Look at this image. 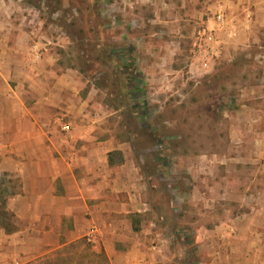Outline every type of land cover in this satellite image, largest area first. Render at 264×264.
I'll return each instance as SVG.
<instances>
[{"label": "crops", "instance_id": "1", "mask_svg": "<svg viewBox=\"0 0 264 264\" xmlns=\"http://www.w3.org/2000/svg\"><path fill=\"white\" fill-rule=\"evenodd\" d=\"M187 1L202 74L245 48L264 49V0ZM14 11L0 0V186L16 223L12 232L0 224V264H11L9 257L19 264L37 256L33 249L49 252L93 228L111 264H264V55L249 97L234 109L235 144L222 154L225 164L216 171L202 164L214 174L202 177V206L212 200L209 190L228 202L211 205L214 225L193 235L163 214L144 169L117 139L108 104L95 99V85L86 90L80 72L65 71L51 52L36 57ZM221 11L224 24L215 18ZM204 29L220 46L207 66L199 50ZM115 150L122 155L112 162ZM181 230L196 238V249L177 245Z\"/></svg>", "mask_w": 264, "mask_h": 264}, {"label": "rangeland", "instance_id": "2", "mask_svg": "<svg viewBox=\"0 0 264 264\" xmlns=\"http://www.w3.org/2000/svg\"><path fill=\"white\" fill-rule=\"evenodd\" d=\"M1 7L15 10L36 57L51 52L65 71L80 72L86 90L95 85L117 139L126 141L121 145L144 169L151 194L176 228L185 224L194 235L213 226L210 206L228 201L209 190L212 200L202 206V164L208 161L213 171L225 164L221 156L235 144L234 109L249 97L264 49L245 48L202 74L187 0H1ZM96 240L86 235L49 252L33 249L37 256L19 264H111ZM190 241L181 230L175 242L197 248L196 238Z\"/></svg>", "mask_w": 264, "mask_h": 264}, {"label": "built area", "instance_id": "3", "mask_svg": "<svg viewBox=\"0 0 264 264\" xmlns=\"http://www.w3.org/2000/svg\"><path fill=\"white\" fill-rule=\"evenodd\" d=\"M215 18L219 24H224L226 22V14L223 11L218 12L216 14ZM199 35L201 36L202 40L206 39L204 42L200 41L199 50L201 51L202 55L204 56L205 66H207L208 60H210V57L216 58L219 56V49H220L219 42L214 37V35L210 32H207L206 29L201 30L199 32ZM209 42H214V45L209 46L208 45ZM39 56H40V54L37 53V57H39ZM95 231H96V228H93V230L91 231V235L95 236L94 235V234H96Z\"/></svg>", "mask_w": 264, "mask_h": 264}, {"label": "trees", "instance_id": "4", "mask_svg": "<svg viewBox=\"0 0 264 264\" xmlns=\"http://www.w3.org/2000/svg\"><path fill=\"white\" fill-rule=\"evenodd\" d=\"M107 58H108V56H107ZM107 58H106V60H108ZM127 73L131 78L135 79L136 74H133V73L129 74V72H127ZM115 154H118L120 156V155H122V152L120 150H115L114 152H111L110 153V160L112 162H113V156ZM121 160H122V158H120V160H118V161H121ZM8 193L9 192H8L6 187L2 188V186H0V224L8 232H12V231L16 230V223H15V214L6 208L5 195Z\"/></svg>", "mask_w": 264, "mask_h": 264}]
</instances>
